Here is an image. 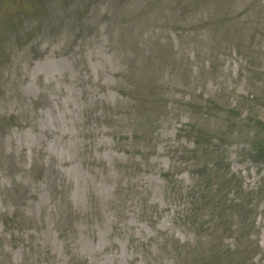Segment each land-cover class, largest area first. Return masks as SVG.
Instances as JSON below:
<instances>
[{
	"label": "rangeland",
	"instance_id": "obj_1",
	"mask_svg": "<svg viewBox=\"0 0 264 264\" xmlns=\"http://www.w3.org/2000/svg\"><path fill=\"white\" fill-rule=\"evenodd\" d=\"M263 141L264 0H0V264H264Z\"/></svg>",
	"mask_w": 264,
	"mask_h": 264
},
{
	"label": "trees",
	"instance_id": "obj_2",
	"mask_svg": "<svg viewBox=\"0 0 264 264\" xmlns=\"http://www.w3.org/2000/svg\"><path fill=\"white\" fill-rule=\"evenodd\" d=\"M263 142H264V141H263ZM261 147L264 148V145H262ZM256 154H259V152H257ZM260 157H261V155H260Z\"/></svg>",
	"mask_w": 264,
	"mask_h": 264
}]
</instances>
